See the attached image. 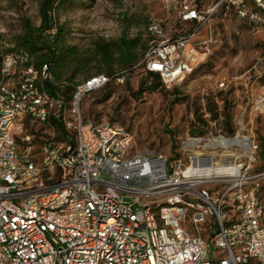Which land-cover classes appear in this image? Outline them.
<instances>
[{
  "label": "built area",
  "instance_id": "obj_1",
  "mask_svg": "<svg viewBox=\"0 0 264 264\" xmlns=\"http://www.w3.org/2000/svg\"><path fill=\"white\" fill-rule=\"evenodd\" d=\"M219 9L256 25L264 19V0H183L173 35L159 21L149 23L152 39L136 67L165 85L184 80L208 55L195 37ZM51 79L48 65L36 67L28 52L3 55L0 264H264V168L249 173L255 141L240 135L228 147H235L234 159L218 158L215 148L224 146L214 135L190 137L184 160L135 152L127 127L82 119V98L111 77L93 75L76 87L69 120L63 98L45 90ZM255 104L263 108L264 97ZM52 116L63 120L66 138L50 135L40 155L21 151L17 128ZM201 146L210 152L197 151ZM221 159L240 170L218 171ZM219 249L225 254L215 255Z\"/></svg>",
  "mask_w": 264,
  "mask_h": 264
},
{
  "label": "rangeland",
  "instance_id": "obj_2",
  "mask_svg": "<svg viewBox=\"0 0 264 264\" xmlns=\"http://www.w3.org/2000/svg\"><path fill=\"white\" fill-rule=\"evenodd\" d=\"M42 1L0 0V48L4 55L13 46L14 36L22 32L24 18L40 24ZM182 1L77 0L60 7L58 18L70 28V43L88 51L101 38L115 40L123 34L147 41L151 21L162 23L170 37L180 29ZM195 38L197 45L209 48L208 55L184 80L135 95L132 92L146 77L142 68H136L112 79L110 87L106 84L87 93L80 103L82 119L127 127L134 134L135 152L151 150L183 160L187 155L182 148L190 137H233L240 132L258 144L257 161L249 170L256 174L264 168V107L257 108L255 104L258 96L264 97V19L256 25L233 9H219ZM107 93L109 96L104 97ZM71 102H64L66 120L72 117ZM50 135L63 137L62 131L50 122H26L17 128L16 139L21 151L29 149L40 155ZM230 149L232 155H226L228 152L221 146H216L215 151L218 158L234 159L238 153L235 147ZM196 150L210 152L203 146ZM259 182V194L264 200V179ZM223 254L224 250L215 251L217 256Z\"/></svg>",
  "mask_w": 264,
  "mask_h": 264
},
{
  "label": "trees",
  "instance_id": "obj_3",
  "mask_svg": "<svg viewBox=\"0 0 264 264\" xmlns=\"http://www.w3.org/2000/svg\"><path fill=\"white\" fill-rule=\"evenodd\" d=\"M76 1L43 0L40 4V24L36 25L29 18H24L22 32L14 36L13 46L6 50L28 52L36 67L48 65L52 79L45 81V90L52 95L63 97L65 103L72 100L76 87L93 75L105 74L114 80L134 71L152 39L147 30V41H143L140 36L130 37L123 34L115 40L101 38L94 43L92 49L81 50L77 45L70 43V28L58 18L60 7ZM3 55L0 48V70ZM145 73L146 77L132 94L139 95L145 90L155 91L164 86L159 74ZM110 84L111 82L105 87H110ZM174 91L178 93L176 87ZM108 96L109 93L104 95ZM49 122L62 131L61 139H65L66 130L62 122L53 116Z\"/></svg>",
  "mask_w": 264,
  "mask_h": 264
},
{
  "label": "bare ground",
  "instance_id": "obj_4",
  "mask_svg": "<svg viewBox=\"0 0 264 264\" xmlns=\"http://www.w3.org/2000/svg\"><path fill=\"white\" fill-rule=\"evenodd\" d=\"M215 140H216V144H220V145H223L225 148H226V152H228L227 153V155H232V153H231V150L232 149H229L228 147L230 146V145H232L233 143H235V142H238L239 140H240V132H238L233 138H231V139H227V138H224V137H222V136H220L219 138H215ZM199 140H197V142H198ZM211 143V140H208L205 144H204V146L206 147V146H208L209 144ZM193 144H196V142L195 143H193ZM232 164V166H230ZM217 170L218 171H224V170H229V169H234V171L235 172H238L239 170H240V167L241 166H239L237 163H235V162H228V163H225V162H223L222 161V159H221V161H219V162H217Z\"/></svg>",
  "mask_w": 264,
  "mask_h": 264
}]
</instances>
